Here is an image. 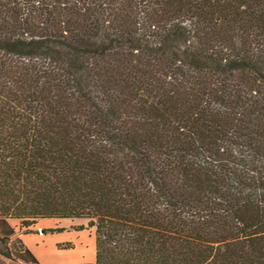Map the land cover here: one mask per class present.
<instances>
[{
    "label": "trees",
    "instance_id": "1",
    "mask_svg": "<svg viewBox=\"0 0 264 264\" xmlns=\"http://www.w3.org/2000/svg\"><path fill=\"white\" fill-rule=\"evenodd\" d=\"M44 220L81 264H264V0H0V256Z\"/></svg>",
    "mask_w": 264,
    "mask_h": 264
},
{
    "label": "rangeland",
    "instance_id": "2",
    "mask_svg": "<svg viewBox=\"0 0 264 264\" xmlns=\"http://www.w3.org/2000/svg\"><path fill=\"white\" fill-rule=\"evenodd\" d=\"M84 220H44L38 221L31 233L24 235L17 229L18 223L11 222L15 234L10 244L19 239L35 255L40 264H81L94 263L95 243L92 230L79 231L85 226ZM75 228V229H74ZM62 230L60 233L52 232ZM17 246V244H15ZM0 264H32L12 256H0Z\"/></svg>",
    "mask_w": 264,
    "mask_h": 264
},
{
    "label": "crops",
    "instance_id": "3",
    "mask_svg": "<svg viewBox=\"0 0 264 264\" xmlns=\"http://www.w3.org/2000/svg\"><path fill=\"white\" fill-rule=\"evenodd\" d=\"M35 256V255H34Z\"/></svg>",
    "mask_w": 264,
    "mask_h": 264
}]
</instances>
